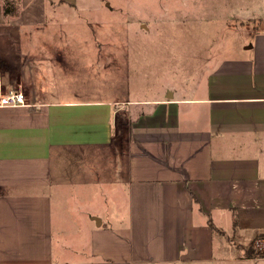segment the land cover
Returning <instances> with one entry per match:
<instances>
[{"label":"crops","instance_id":"0c3cea01","mask_svg":"<svg viewBox=\"0 0 264 264\" xmlns=\"http://www.w3.org/2000/svg\"><path fill=\"white\" fill-rule=\"evenodd\" d=\"M19 1L0 0V94L28 99L0 105V264H264L246 254L264 235V27L171 98H81L51 73L81 46L54 44L49 0Z\"/></svg>","mask_w":264,"mask_h":264},{"label":"rangeland","instance_id":"374dc122","mask_svg":"<svg viewBox=\"0 0 264 264\" xmlns=\"http://www.w3.org/2000/svg\"><path fill=\"white\" fill-rule=\"evenodd\" d=\"M49 2L42 25L53 30L54 44L81 46L62 52L52 81L71 96L102 100H141L184 89L210 63L242 53L246 24L264 17V0H100L90 9ZM50 84L49 77L45 86ZM117 120L126 121L121 115ZM250 246L264 251V235Z\"/></svg>","mask_w":264,"mask_h":264},{"label":"trees","instance_id":"16d2710c","mask_svg":"<svg viewBox=\"0 0 264 264\" xmlns=\"http://www.w3.org/2000/svg\"><path fill=\"white\" fill-rule=\"evenodd\" d=\"M19 4H20L19 0H1L2 13L4 15H12L16 13L17 8L19 7ZM256 26L264 27V19L257 20ZM194 200H196V197H194ZM209 224L212 226V224L210 223V220H209ZM246 254L247 256L264 257V251L254 252L251 246L248 248Z\"/></svg>","mask_w":264,"mask_h":264},{"label":"built area","instance_id":"2783aa9c","mask_svg":"<svg viewBox=\"0 0 264 264\" xmlns=\"http://www.w3.org/2000/svg\"><path fill=\"white\" fill-rule=\"evenodd\" d=\"M0 105L21 106L28 105V102L20 89L9 88L6 92L0 94Z\"/></svg>","mask_w":264,"mask_h":264},{"label":"water","instance_id":"95a60500","mask_svg":"<svg viewBox=\"0 0 264 264\" xmlns=\"http://www.w3.org/2000/svg\"><path fill=\"white\" fill-rule=\"evenodd\" d=\"M166 97H168V98H171L172 97V94H171V92L169 91V92H167V94H166ZM95 221H97L98 222V218H95Z\"/></svg>","mask_w":264,"mask_h":264}]
</instances>
